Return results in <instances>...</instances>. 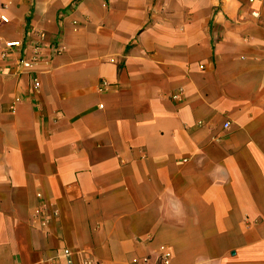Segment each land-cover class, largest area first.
I'll use <instances>...</instances> for the list:
<instances>
[{
  "label": "crops",
  "instance_id": "crops-1",
  "mask_svg": "<svg viewBox=\"0 0 264 264\" xmlns=\"http://www.w3.org/2000/svg\"><path fill=\"white\" fill-rule=\"evenodd\" d=\"M1 15L0 264H264V0ZM10 40L41 58L39 90ZM39 192L60 212L46 228Z\"/></svg>",
  "mask_w": 264,
  "mask_h": 264
},
{
  "label": "built area",
  "instance_id": "built-area-1",
  "mask_svg": "<svg viewBox=\"0 0 264 264\" xmlns=\"http://www.w3.org/2000/svg\"><path fill=\"white\" fill-rule=\"evenodd\" d=\"M252 14L255 17H261L260 13L257 10H254ZM0 20L3 22H8L9 18L6 15H1ZM10 50V51H8ZM14 54L18 57V64L25 70L34 73L32 76V87L34 90H39L40 81L37 76V70L35 69L37 64L41 61V58H37V54L31 58H25L23 56V48L22 43L19 40H10L5 43V51L4 55ZM111 83L107 80H103L100 89L108 90L110 88ZM179 94H176L175 97H178ZM231 126V122H224V128H229ZM37 197L40 199L39 204L35 208V217L38 220L39 225L42 228H46L50 226V224L59 218L60 212L57 207L52 204L46 202L39 192L37 193ZM160 262L167 263L171 257V252L166 246L160 247ZM65 254L68 256L69 261H71V252L68 248L65 249ZM147 259H145L146 261ZM93 262L87 261V264H92Z\"/></svg>",
  "mask_w": 264,
  "mask_h": 264
},
{
  "label": "trees",
  "instance_id": "trees-1",
  "mask_svg": "<svg viewBox=\"0 0 264 264\" xmlns=\"http://www.w3.org/2000/svg\"><path fill=\"white\" fill-rule=\"evenodd\" d=\"M75 1H79V0H75Z\"/></svg>",
  "mask_w": 264,
  "mask_h": 264
}]
</instances>
